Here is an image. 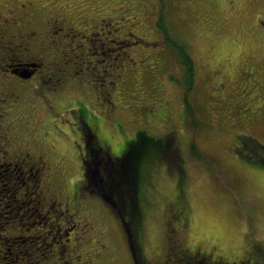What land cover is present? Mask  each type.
<instances>
[{"label": "rangeland", "instance_id": "374dc122", "mask_svg": "<svg viewBox=\"0 0 264 264\" xmlns=\"http://www.w3.org/2000/svg\"><path fill=\"white\" fill-rule=\"evenodd\" d=\"M51 1L53 4L64 2V0ZM97 1L77 0L75 2L92 4ZM102 1L112 4L110 6L113 14L128 12L132 5L128 4V0ZM232 1L239 15L232 12L233 9L229 8L226 0H133L135 11L128 15L134 16L135 12L140 13L135 20L143 28L144 34L150 32L146 35L147 42L155 46L137 44L127 47L116 57L128 54L131 57L134 54L145 55L149 67L155 60L158 61L156 71L146 73V76L142 75V84L148 96L152 95L154 87H158L161 90L162 98L160 99L168 110L145 107L144 101L138 97L130 101L129 95L134 84L127 71V77L119 88L124 92V99L121 100L123 105L115 107L114 112L110 114V121L119 123L122 127L118 143L110 144L112 154L118 155L122 148L121 144L132 139L138 131H144L156 138L171 137L176 145L183 173V180L180 182L177 176H171L163 166L158 165L145 175L140 192L144 213L141 253L145 264H177L169 256L174 247L181 250L187 249L193 254L195 251H198L195 253L207 254L206 258L211 261H217L219 257H222L226 260V264H239L245 259L255 264H264V173L260 169L255 170L249 165H242L235 158L233 150L236 134L250 136L264 145V105L257 107V112V108H252L251 113L249 110L243 111L245 106L242 103L248 98L244 83L252 78V73H255L254 78L257 77L258 83L260 81L264 88V29L262 31L257 25L259 15L264 18V0ZM157 10L163 12L164 25L169 30L173 29V32L170 30L172 34L169 37H176L183 41L193 60L196 83L195 90L189 96L194 108L193 125L185 115L183 91L177 84L176 78H180L181 67L175 58L176 53L169 48L166 40L162 41L156 35L158 28L150 27L149 11L155 14ZM110 40L115 41V37H110ZM121 43L124 44L123 41ZM98 48L91 51L98 54L91 61H101V54L104 55L107 50L117 49L114 43L103 46L102 51ZM59 51L60 48L57 49L56 57L59 60L57 68L61 70L63 66L59 65L64 60V56ZM225 52H234L232 54L236 55V58L233 62L226 63L221 55L217 56L219 53L225 55ZM219 57L221 59H218ZM71 58L68 55L66 59ZM6 63L13 62H7L6 58ZM70 63L66 62V65ZM81 68L83 67L76 66L74 71H79ZM93 68L91 66L92 73ZM93 75L100 83L102 80L100 68L95 70ZM97 84V81L91 82V86ZM263 88L259 86L251 88L255 89L256 97L261 104L264 103ZM67 93L71 97L76 96V86L67 90ZM92 96H94L93 92ZM224 97H227L226 107L232 106L236 109L235 114L227 118L220 117L221 113L215 111L213 106L216 101L221 103ZM257 98L251 100V105ZM256 103L260 105L259 102ZM87 106L90 105L87 104ZM127 106H131L132 110ZM134 106L143 109L145 114H149L148 123L144 115H140L138 111L133 112ZM240 111H243L242 116L238 114ZM36 113L37 116L34 113L25 119L30 129L35 127L37 120L38 124H41L43 119L42 111H36ZM154 114H158L161 118L157 119L153 116ZM162 116L166 119L164 120ZM98 117L104 121L109 118L105 114H98ZM53 124L63 130L57 121ZM20 130L24 131L23 125ZM63 132L65 137L60 139L62 145L57 148L53 156L60 155L59 161L65 164L61 166L57 163L51 166L49 181L56 179L57 176L59 182L56 181L54 186L59 193L68 198L74 196L69 204L70 211L79 209V215L85 214L88 219H98L104 233L103 237L109 243L107 249L112 250L111 264H132L125 232L115 216L117 208L110 201L114 200L112 193L116 189L111 185L107 188L100 181L102 171L109 173L110 165L101 164L100 171L97 172L100 177L96 176L93 180H87L86 184L84 166L80 162L82 157L86 159L87 156L74 146L73 140L76 138L72 130L65 128ZM238 142L239 140L237 144ZM4 148L0 143V155ZM1 161L8 163L0 159V240L5 239L2 245L0 243V264H35L33 261L37 260L39 253H42L39 250L43 248L40 243L31 247L32 259L30 260L20 259L16 251L23 250L22 244L29 245L30 237L38 234L42 236V232H50L45 243L48 244L46 249H51L49 239L51 234L56 237L57 230L55 233V229L47 228L46 223L41 225L40 221H44V217L48 218L49 214L39 210L34 201L24 205L32 196L31 182L27 183V186H22L20 194L16 197L12 189L14 185L10 184L12 181L8 182V176L15 168L8 167ZM22 171L23 176L28 177L31 172L35 173L36 168L33 167L28 174L25 169ZM84 185H87L88 189L85 190ZM41 189L46 196L48 206L53 205L52 210L58 213L56 204L59 200L49 194L42 185ZM91 190L99 191L102 197L94 196L90 193ZM106 195L110 197V200L106 199ZM171 205L179 208L180 211L183 209V217L180 216L181 219L178 218L177 221L172 222L173 244L169 241V226H167L169 224L167 215ZM23 211L31 214L29 220L25 219ZM16 212L19 213L21 220L12 223L10 215L13 216ZM67 221L69 225H72L73 221L71 222L69 218ZM28 223L36 225L29 226ZM58 229L61 233L62 229ZM39 230L41 233L38 232ZM85 234L87 231H84L82 236L84 237ZM96 250L98 251V248ZM45 254L48 256L47 253ZM133 257L136 259L135 253ZM50 260L48 256L43 261L39 260L38 264H51ZM92 263L101 264V260ZM136 264H138L137 259Z\"/></svg>", "mask_w": 264, "mask_h": 264}, {"label": "flooded vegetation", "instance_id": "af4514ba", "mask_svg": "<svg viewBox=\"0 0 264 264\" xmlns=\"http://www.w3.org/2000/svg\"><path fill=\"white\" fill-rule=\"evenodd\" d=\"M75 1L77 0H64L53 4L51 0H0V48L2 47L0 49V143L5 147L0 159L6 160L8 163L1 162L6 163L8 167L15 168L11 173L14 175L13 179H22L24 184L31 182L40 188L42 185L48 192L51 166L57 163L61 166L65 164L59 161L60 155L53 156L57 148L62 145L60 139L65 137L63 132L65 128L72 130L76 138L73 140L74 146L87 156L86 159L82 157L80 162L84 169L93 165L99 170L103 163H108L110 167L120 164V158L112 154L110 144L118 143L122 127L119 123L110 121V114L114 112L115 107L123 105L121 100L124 99V92L119 88L127 77V71L134 84L129 95L130 101L138 97L144 101L145 107L168 110L160 99L161 90L154 87L152 95L148 96L142 84V75L146 76V73L156 71L158 61L155 60L149 67L145 55L134 54L131 57L128 54L116 57L118 53H123L120 50L122 40L131 41L132 38H139L144 44L147 42L146 35L150 34V32L144 34L143 28L135 20L139 12V14L135 12L134 16H128L135 11L133 8L135 3H129L132 5L128 12L113 14L110 6L112 4L108 2L98 0L92 4H77ZM226 3L230 9H233L235 15L240 14L236 11L232 0H226ZM105 4L109 6H104ZM156 19L157 17L153 22L154 27H157ZM257 25L263 31L264 18L260 15L257 18ZM150 27L152 28L151 24ZM156 35L162 41L166 38L163 33ZM110 37H115V41L110 40ZM112 43L117 49L107 50L101 61H91L97 54L91 53L94 48L99 47L102 51L103 46H110ZM137 44H129L127 47ZM59 48V52L64 56V60L59 65L63 66L61 70L57 68L59 60L56 57ZM225 53V55L219 53L217 56L221 55L226 63H231L236 58V55L232 54L234 52ZM68 55L72 58L66 59ZM6 58L7 62L13 63H6ZM68 61L71 63L66 65ZM76 66L83 68L79 70L80 72H75ZM91 66L94 67L93 73L98 68L100 71L103 69V75L109 79L105 86L96 80L90 71ZM92 81H97L98 84L91 86ZM73 86H76L77 93L79 92L74 95L75 97L67 93V90ZM106 94L110 97L109 101L106 99ZM86 102L90 106H87ZM217 102L216 111L220 110ZM127 108L132 110L131 106ZM36 111H42L43 119L40 118L41 124H38L37 120L35 127L30 129L25 119L34 113L37 116ZM136 111L144 115L148 123L149 114L134 106L133 112ZM98 114H105L109 118L104 121L98 117ZM153 116L157 119L161 118L158 114ZM54 121H57L63 130L53 124ZM21 125L24 126V131L20 130ZM66 162L68 163L69 160ZM29 166L31 168H28ZM33 167L36 168L35 173L31 172L28 177H24L22 170L25 169L28 174ZM56 197L64 201L58 203V206L64 209L62 214L68 213L76 224L65 230L59 239L57 237L49 239L52 251L62 245L66 254L65 263L79 264L84 259L79 244L82 233L88 228L92 230L90 233L95 239L92 236L89 238L94 250L87 253V256L93 254L97 257L96 261L101 260L102 252L106 247L96 238L97 234L101 236V232L94 227L92 220L89 222L85 214L79 215V209L70 211L68 201L59 198L58 194ZM40 202L42 206L48 205L45 195ZM75 228L77 231L74 232ZM38 232L41 233V230ZM42 233L44 239L50 235V232ZM35 237H40V234ZM95 248H98V251ZM55 255L53 253V256ZM106 255L107 249L103 258ZM130 256L132 259L131 253ZM58 262L61 263V260Z\"/></svg>", "mask_w": 264, "mask_h": 264}, {"label": "trees", "instance_id": "16d2710c", "mask_svg": "<svg viewBox=\"0 0 264 264\" xmlns=\"http://www.w3.org/2000/svg\"><path fill=\"white\" fill-rule=\"evenodd\" d=\"M131 2H133V0H128V4ZM155 14L157 17L156 26L158 28L156 33L157 34L163 33V35L166 36L165 40L167 44L169 45V48H172L175 51L176 53L175 58L180 64L181 75H180V78H176L178 80L177 84L182 88V91H183V104H184L185 115L187 118H189V120L192 122V125H193L194 124V121H193L194 108H193L191 101L189 100L190 99L189 96L191 95L192 91L195 90L194 85L196 83L193 60L190 57L188 50L186 48V45L183 41L178 40L176 37H169L171 36L173 29L170 28V30L172 31L171 32L168 29V27L164 25L163 12H160L159 10H157V13ZM155 14L154 12L149 11V21L151 24H153L154 22ZM122 41L124 42V44L123 43L120 44V45L123 44V46L120 47L122 51H125V49H127V45L134 44V43H138L144 46L148 45L150 47L155 46V44L150 43V42H145L143 44V42H141L139 38H132L131 41H124V40ZM101 56H102L101 59H103L104 55L101 54ZM100 72H101V77H102L100 84L102 86H105V84L107 83L109 79L103 75L104 74L103 70ZM254 74L255 73H252L251 75L252 78L244 83L246 84L244 89L248 92L247 94L248 98L247 99L245 98L246 100L242 101V103L245 106V109L243 111L249 110L251 111V113H252V110H251L252 108L259 107V105L256 102L260 103L259 99L256 97L255 89H251V88L253 87L256 88L257 86L263 88V84L260 81L258 83L257 77L254 78ZM176 79L174 78L175 81H177ZM106 97L107 99H110V97L107 94H106ZM237 97H238V94H237ZM254 98H257V100L254 101V103L251 105V100ZM225 99L227 100V97L226 98L224 97L221 103L217 102V104L220 107V110H217V111L221 113L220 117L223 116V118L224 117L227 118L230 115H234L236 111V109L235 108L233 109L232 106L226 107ZM215 105H216V102L214 103L213 106L215 107ZM215 111H216V107H215ZM243 111H240V113L238 114L242 116ZM257 111H258V108L256 109V112ZM234 139L235 140L233 141L234 142L233 150L236 155L235 158L237 159V161H239L244 166L249 165L251 166V168L255 170L260 169L261 172L264 173V145L260 144L258 141H256L254 138L250 136H244V135L241 136L239 134H236ZM237 140H239L240 143L238 142L237 144ZM121 147L122 148L119 154L115 155L117 156L118 159L120 158L119 159L120 164H116V166L114 165L110 167L109 173L108 172L104 173V171H102L101 173L102 176L100 178V181L101 183H103L105 187L109 188V185H111L115 187L116 189V191L112 193L114 200L113 199L110 200V197H108V195L110 194L106 195V199L114 203V205L117 208V211L115 212L116 214L115 216L117 220L119 221L120 225L122 226L123 230H125L124 232H125V235L128 241L129 252L132 255V260L134 258V261H132L133 264L134 263L136 264V259H137L138 264H145L144 259L142 257V253H141L142 251L141 232H142L143 217H144L143 206H142V196L140 195L142 183L144 179L146 178L145 175L149 172V170H151L152 168L158 165L163 166L171 176H174V175L177 176V178L179 179L178 181L181 182V180H183L182 179L183 173L181 171V162H180L179 156L177 155L176 145L172 142L171 137L169 139H165L162 137L156 138L150 134H147L144 131H138L132 139H130L129 141L125 143H122ZM51 170H52V167H51ZM99 171L100 169L97 170L96 167L93 165L91 167H86V169H84L85 183L87 184L88 182L87 180H93V178L96 176L100 177L99 173H97ZM13 177L14 175H9L8 182L10 183V181H12L10 184L14 185L12 189L17 197V195L20 194V188L18 189L19 185H21L22 187V186H27L28 184L27 183L24 184V181L22 179L15 180L13 179ZM56 181L59 182V179L57 176H56V179L52 181L50 180L48 182L47 187L49 189V194H52V196L55 199H58L56 197V194H58L59 198H63L67 200L68 208H69V204L74 196H70L69 198L60 196L59 191L54 186ZM31 186H32L31 187L32 196H30V198L26 200V203L24 205H28L29 202L31 203L32 201H34L35 204L38 206L39 210H42L44 211V213L49 214L48 218L44 217L45 220L40 221L41 225L46 223L47 228L55 229V233L58 228H61L62 232L61 233L57 232L56 234V237L59 239L61 235H63L65 230L73 227V225L76 224L75 223L76 221H73L69 217L68 213L63 215L62 212L64 211V209L60 208L58 206V203L56 204L58 211H59L58 213L56 212V210H52L53 205L45 206L44 204L42 206V203L40 201H42V198H44V194H42L41 188L38 187L36 184H33ZM84 187H85V190L88 189L87 185H84ZM90 193H92L94 196L96 195L97 197L98 196L102 197L101 196L102 194L99 191L91 190ZM225 193H226V188H225ZM23 197L25 196L23 195ZM58 200L64 203L63 200H60V199ZM37 206H36V211H37ZM182 210L183 209H181L180 211L179 208H176L173 205H171L170 210H168L167 221L169 224H167V226H169L168 227L169 235H170L169 241L172 244H173V224L172 222L177 221L178 218H180V216L183 217ZM169 211H170V214H169ZM23 213H24L23 215L25 216V219L29 220L28 218L30 217L31 214L25 213V211H23ZM122 217L124 221L121 220ZM19 218H20L19 213L17 212L13 216L10 215V219H11L10 221H12V223L16 222V220L20 221L21 219ZM68 218L70 219L71 222L73 221L72 225L68 224V221H67ZM91 220L94 223V227L101 232V236L98 234L96 235L97 240H99L101 244L106 246L102 252L103 257H104L106 253V249L109 246V243L103 237L104 233L102 231V228L100 227V223L98 219L90 218L89 222ZM31 224L33 226L36 225L33 223H28L29 226H31ZM126 225H127V229H129V233L127 232ZM75 230L76 228L74 229V231ZM84 231H87V234H85L84 237L81 236L82 240L79 244V248H80V251L82 252V255L84 256V259H82L80 263L90 264L91 262L97 260V257H95L93 254L90 256L91 258L87 256V253L94 250L93 249L94 245L93 243L89 242V238L91 236L93 239L95 238L92 235V233H90L92 230L86 228ZM53 237H54L53 234H51V238ZM30 238H31V241H29L30 243L29 245H27V243L26 244L24 243L21 245L22 247H24V249L16 251V254L20 257V259H24V258L27 260L32 259L30 249L35 244L40 243L43 246V248L39 249L42 251V253H39L40 257L38 256L37 260L33 261L35 264H38L39 260L43 261L48 256L51 259L50 261H52L51 264H66L64 261L65 255H66L64 251V246L60 244L61 246L58 249L55 248V251H56L55 252V251H52V249H46L48 244L46 245L45 243L46 239H44L43 236L42 237L34 236ZM2 241L4 242L5 239H2ZM2 241L0 242L1 245L3 244ZM134 248L135 250H133ZM108 252H110V254H108ZM195 252H198V251H195ZM195 252L193 254V252L188 251L187 249L181 250V249H177L174 247V249L171 250L170 252L171 254L169 256L177 264H226L227 263L226 260L222 257H219L217 261H211L208 258H206V256H208L207 254L200 253V252L195 253ZM45 253H47L48 256H46ZM53 253H55L57 256L56 255L53 256ZM111 253H112V250L107 249V255L109 256L108 257L105 256V258L102 257L101 264H111V261H112ZM134 253L136 255V259L135 257H133ZM200 254H202V256ZM59 260H61V263L58 262ZM239 264H255V263L252 262L251 260L249 261L248 259H245L241 263L239 262Z\"/></svg>", "mask_w": 264, "mask_h": 264}, {"label": "water", "instance_id": "95a60500", "mask_svg": "<svg viewBox=\"0 0 264 264\" xmlns=\"http://www.w3.org/2000/svg\"><path fill=\"white\" fill-rule=\"evenodd\" d=\"M127 232L129 233V229H127Z\"/></svg>", "mask_w": 264, "mask_h": 264}]
</instances>
